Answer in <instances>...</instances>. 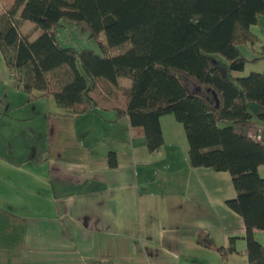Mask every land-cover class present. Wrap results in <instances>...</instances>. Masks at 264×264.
Listing matches in <instances>:
<instances>
[{
  "label": "trees",
  "instance_id": "1",
  "mask_svg": "<svg viewBox=\"0 0 264 264\" xmlns=\"http://www.w3.org/2000/svg\"><path fill=\"white\" fill-rule=\"evenodd\" d=\"M66 19L90 32L103 54L64 46ZM262 20L264 0H0V49L31 99L40 91L71 115L112 110L146 136L151 151L164 144L161 118L174 115L190 166L231 174L237 196L227 204L244 218L247 264H264L255 237L264 230V141L240 129L254 124L249 102L264 106V72L234 75L264 58L241 50L254 49L251 27ZM197 241L224 258L237 251L207 230L197 231Z\"/></svg>",
  "mask_w": 264,
  "mask_h": 264
},
{
  "label": "crops",
  "instance_id": "2",
  "mask_svg": "<svg viewBox=\"0 0 264 264\" xmlns=\"http://www.w3.org/2000/svg\"><path fill=\"white\" fill-rule=\"evenodd\" d=\"M41 94L31 99L0 49V264L248 263L232 176L190 166L174 115L151 151L126 117L71 115ZM198 230L237 251L224 258ZM255 237L264 245V230Z\"/></svg>",
  "mask_w": 264,
  "mask_h": 264
},
{
  "label": "rangeland",
  "instance_id": "3",
  "mask_svg": "<svg viewBox=\"0 0 264 264\" xmlns=\"http://www.w3.org/2000/svg\"><path fill=\"white\" fill-rule=\"evenodd\" d=\"M24 30L25 32L30 33L33 39H35L36 35H38L39 33L36 27L29 24L24 28ZM253 30L254 33L258 35L257 42L254 45V49L250 45H241V50L248 59L259 57L264 54V20H262L259 25L254 26ZM59 38L64 46L91 48L102 54L104 52L99 41L90 36V32L82 30L81 27L77 26L74 22L67 19L64 22V27H62L60 30ZM217 57L221 60L226 61V59L221 55H217ZM251 72H264V58L258 61L247 63L243 71L234 72V75L246 76ZM120 85L123 88L129 87L130 81L127 79H121ZM45 104L47 105V103ZM249 111L253 115L252 120L254 124L251 125V127H241L240 129L244 133L253 135L258 139L264 141V120H261L257 117L258 113L264 112V106L256 102H249ZM262 174L264 175V170Z\"/></svg>",
  "mask_w": 264,
  "mask_h": 264
},
{
  "label": "built area",
  "instance_id": "4",
  "mask_svg": "<svg viewBox=\"0 0 264 264\" xmlns=\"http://www.w3.org/2000/svg\"><path fill=\"white\" fill-rule=\"evenodd\" d=\"M13 75H17V73H13Z\"/></svg>",
  "mask_w": 264,
  "mask_h": 264
}]
</instances>
